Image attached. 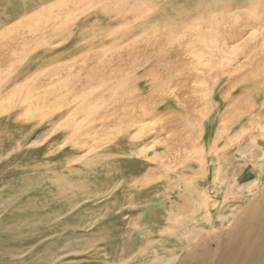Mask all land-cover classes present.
<instances>
[{
  "label": "rangeland",
  "instance_id": "obj_1",
  "mask_svg": "<svg viewBox=\"0 0 264 264\" xmlns=\"http://www.w3.org/2000/svg\"><path fill=\"white\" fill-rule=\"evenodd\" d=\"M9 1L0 0V12L5 10L0 13V27L14 23L21 8L33 7L35 0ZM145 1L147 13L169 11L165 0ZM210 2L197 4L206 7ZM258 5L261 11L264 5L261 1ZM119 6L113 4L114 9ZM63 39L55 43L62 46L70 37ZM27 57L13 68L24 67ZM111 58L112 65L105 66L113 69L120 60ZM136 64L133 77H128L130 86L138 83ZM87 73L76 83L88 92L93 91L92 83L101 81L104 89L108 81L112 85V79H97L89 85L83 75L93 74ZM256 85L228 104L220 92L234 96L240 87L220 82L212 101L201 105L206 115L200 118L199 133L187 130L185 125L195 120L178 111L179 98L156 104V112L172 111L163 116L162 137L150 138L143 146L147 139L143 129L152 122L156 126L153 119L138 131L130 130L138 136V152L123 140L118 149L110 148L118 151L116 155L108 153V158L120 162L98 165L85 158L84 148L70 147L69 142L70 135L103 121L120 122L116 114L100 120L92 112L73 111L68 131L51 118L31 119L23 131L15 133L0 128V264H264V213L258 221L253 215L264 210V82ZM106 90L96 91L101 98L94 104L101 112L114 106L103 98ZM108 131L92 132L82 144L95 146ZM178 134L187 136L198 150L177 163L157 161L163 154L158 141ZM96 149L104 152L103 147ZM174 200L181 208L175 214L168 212L169 201Z\"/></svg>",
  "mask_w": 264,
  "mask_h": 264
},
{
  "label": "bare ground",
  "instance_id": "obj_2",
  "mask_svg": "<svg viewBox=\"0 0 264 264\" xmlns=\"http://www.w3.org/2000/svg\"><path fill=\"white\" fill-rule=\"evenodd\" d=\"M198 1L201 0H165L169 11L152 13L146 12L145 0H35L33 7H19L21 11L15 15V22L0 27V128L8 134L15 133L23 131L31 119L51 118L61 122L63 130L68 131L73 111L92 112L100 116V120L119 115L118 123L114 119L116 123L103 121L69 137L70 147L81 146L87 153L85 158L98 165L119 161L108 158V153L116 155L118 151L110 148L118 149L123 140L138 152V136L134 137L130 130L138 131L151 119L157 125L151 126L153 122H150L148 128L143 129L142 136L147 138L143 146L150 138L162 137L163 116L171 110L156 112L154 106L159 103L167 104L179 98L178 111L195 120L185 125L187 130L199 133L200 118L206 115L201 105L212 101L220 82L240 87V92L234 96L221 87L223 92L220 93L228 104L240 99L251 86L264 82V8L258 9L259 1L264 5V0H211L206 7L199 6ZM113 4L120 5L119 10L114 9ZM130 17L137 20L129 22ZM115 26L120 28L115 29ZM65 36L70 37L69 43L58 46V41ZM32 52L33 56L27 57ZM64 54L69 57L62 59L60 56ZM26 57L24 67L13 68ZM111 57L120 60L113 69L105 66L112 65ZM136 63L138 75H134V79L137 76L138 83L130 86L129 76L136 69ZM94 67L97 69L93 70ZM87 72L93 74L83 75L87 76V81L82 80L88 84L97 79H112V85L109 86L108 81L104 89L100 81L96 85L92 83L94 92L86 91L87 87L84 89L76 82H82V74ZM102 90L107 92L103 98L114 105L104 112L97 110L95 107L99 105L94 104L97 100L99 103L100 99L96 98L101 96L96 91L101 93ZM232 112L230 114L236 113ZM103 128L110 131L107 136L97 139L95 146L84 147L82 141ZM93 139L90 141L96 140ZM158 144L164 156L156 159L165 164L183 161L198 150V146L181 134L173 139L164 137ZM98 147H103L104 152H97ZM178 207L177 201H169L168 212L178 213L181 210ZM215 243L217 251L218 238Z\"/></svg>",
  "mask_w": 264,
  "mask_h": 264
},
{
  "label": "crops",
  "instance_id": "obj_3",
  "mask_svg": "<svg viewBox=\"0 0 264 264\" xmlns=\"http://www.w3.org/2000/svg\"><path fill=\"white\" fill-rule=\"evenodd\" d=\"M258 207H260V206L258 205ZM263 213H264V210H263V211H260V212L256 215V214H255V211H254V212H253L254 218H256L257 221H258L259 218H261V216L263 215ZM257 221H255L254 224L257 223Z\"/></svg>",
  "mask_w": 264,
  "mask_h": 264
}]
</instances>
